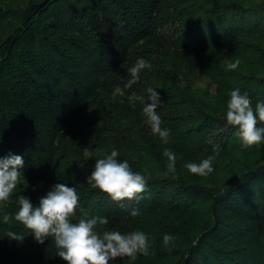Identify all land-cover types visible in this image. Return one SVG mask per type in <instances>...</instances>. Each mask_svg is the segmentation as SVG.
I'll return each instance as SVG.
<instances>
[{"label":"trees","instance_id":"1","mask_svg":"<svg viewBox=\"0 0 264 264\" xmlns=\"http://www.w3.org/2000/svg\"><path fill=\"white\" fill-rule=\"evenodd\" d=\"M141 58L151 66L124 88L125 69ZM198 77L214 93H198ZM150 87L166 143L143 113ZM234 89L253 107L264 100V0H0V159L22 156L27 182L22 176V189L0 201V264H67L53 237L39 244L14 218L20 195L36 207L58 183L76 188L72 222L86 212L108 219L101 232L147 235L149 255L135 264H264V142L243 147L227 123ZM165 149L175 154L174 173ZM113 150L147 178L142 199L113 201L88 183ZM210 155L211 174L186 168ZM165 234L174 237L167 246Z\"/></svg>","mask_w":264,"mask_h":264},{"label":"clouds","instance_id":"2","mask_svg":"<svg viewBox=\"0 0 264 264\" xmlns=\"http://www.w3.org/2000/svg\"><path fill=\"white\" fill-rule=\"evenodd\" d=\"M240 61L229 62L228 70H235ZM151 65L144 59H139L136 64L128 69L131 79L124 85V88H131L139 80V73ZM148 100L143 113L151 125L152 132L158 134L165 143L169 132L161 128V118L156 109L159 106L160 98L153 88H148ZM114 94L124 95L120 87L115 89ZM226 121L229 125L236 127V135L242 141V146L247 148L253 145H260L264 142V126L258 127V122L264 124V100L258 101L253 107L249 95L241 93L239 89L231 90L230 100L227 103ZM213 152H219V145H215ZM119 153L115 150L106 158L97 159L95 169L88 177V183L96 189L106 193L113 201L139 200L143 197L141 193L146 191L147 178L130 169L127 160L120 162L116 159ZM164 156L168 157V172H175V154L165 149ZM85 158H90L91 153L85 149ZM215 156H208L199 164L187 163L186 168L192 174L207 176L213 172L212 163ZM24 166V159L20 155L9 154L0 159V201H7L18 185H21L23 176L21 169ZM22 184L27 187L23 176ZM79 197L75 187H68L65 184H56L47 194L40 198L39 206L34 207L31 201L23 195L19 196V210L15 213V220L20 222L28 232L32 233L39 244H44L49 237L54 238L57 248V256L67 264H109V261L116 258L127 257L131 261L137 259L138 254L149 255L150 243L147 235L135 230L127 234L119 231H97V226L107 225L108 219L103 217L88 218L83 212L77 222H72L76 215ZM136 209L131 211L132 216L138 215ZM11 217L8 214L3 216L5 223ZM6 236L10 239L21 240L20 235L8 231ZM174 237L170 234L163 236L164 245H169Z\"/></svg>","mask_w":264,"mask_h":264},{"label":"rangeland","instance_id":"3","mask_svg":"<svg viewBox=\"0 0 264 264\" xmlns=\"http://www.w3.org/2000/svg\"><path fill=\"white\" fill-rule=\"evenodd\" d=\"M256 1H258V0H239V2H241L242 4H250V3H253V2H256ZM151 53L153 54V55H156V56H158L159 55V57H163L164 58V60L166 61V59H168V56H166V55H163L162 53H157V52H153V51H151ZM162 58V59H163ZM166 58V59H165ZM169 60V59H168ZM132 65H129L126 69H125V74H130L129 73V71H128V69H130V67H131ZM128 72V73H127ZM177 74H179V72L177 73ZM175 79V78H174ZM175 81L177 82V83H179V75L178 76H176V79H175ZM208 83H207V81H206V79L205 78H203V77H198V80H197V83H194V87H195V90L197 89V91H198V93L200 92H202V91H206V90H208L209 92H213L214 93V86L213 85H209V89H208V85H207ZM163 89L165 90V91H169L170 92V88L168 87V86H164L163 87ZM125 99H128V96H125L124 97ZM128 100H130V99H128ZM224 100H226V98H217V97H215L214 99H213V102H215L216 103V105H217V103L218 104H222V102L224 103ZM259 123V122H258ZM258 127H261V126H264V125H257ZM213 172H214V170H213ZM17 189H19V190H17ZM17 189L16 190H14V192L12 193V194H14V193H18L22 188H21V186H19L18 185V187H17ZM12 194H11V196H12ZM10 196V197H11ZM135 230H137V229H135ZM97 231H99V230H97ZM99 232H101V231H99ZM102 233V232H101ZM133 262V261H132ZM136 262H134L133 264H135ZM127 264H131V263H127ZM142 264H151V263H148V262H142Z\"/></svg>","mask_w":264,"mask_h":264}]
</instances>
